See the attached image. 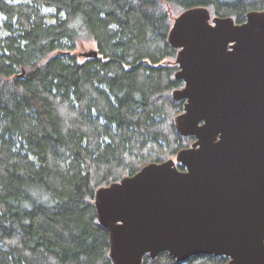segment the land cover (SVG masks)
<instances>
[{
  "label": "trees",
  "instance_id": "obj_1",
  "mask_svg": "<svg viewBox=\"0 0 264 264\" xmlns=\"http://www.w3.org/2000/svg\"><path fill=\"white\" fill-rule=\"evenodd\" d=\"M196 7L241 24L264 3L0 0L9 33L0 36V264H113L96 192L195 142L176 129L185 101L173 93L184 85L169 34ZM43 8L55 10L54 23ZM80 42H93L98 56L79 60Z\"/></svg>",
  "mask_w": 264,
  "mask_h": 264
},
{
  "label": "water",
  "instance_id": "obj_2",
  "mask_svg": "<svg viewBox=\"0 0 264 264\" xmlns=\"http://www.w3.org/2000/svg\"><path fill=\"white\" fill-rule=\"evenodd\" d=\"M169 43L184 85L173 93L185 101L176 129L195 142L96 192L110 260L143 264L167 253L178 263L264 264V10L239 24L188 9Z\"/></svg>",
  "mask_w": 264,
  "mask_h": 264
},
{
  "label": "rangeland",
  "instance_id": "obj_3",
  "mask_svg": "<svg viewBox=\"0 0 264 264\" xmlns=\"http://www.w3.org/2000/svg\"><path fill=\"white\" fill-rule=\"evenodd\" d=\"M8 2H11L12 0H7ZM43 13L47 15V21L48 23H54L56 21V18L54 16L56 15V12L54 9L51 8H43ZM6 23V18L4 15L0 12V36L5 37L9 35L8 31L4 28ZM97 47L93 42H80L74 50V54L77 55L79 60H83V56H87L93 51H96ZM70 49L65 50V52H69ZM176 159V158H174Z\"/></svg>",
  "mask_w": 264,
  "mask_h": 264
},
{
  "label": "flooded vegetation",
  "instance_id": "obj_4",
  "mask_svg": "<svg viewBox=\"0 0 264 264\" xmlns=\"http://www.w3.org/2000/svg\"><path fill=\"white\" fill-rule=\"evenodd\" d=\"M195 139V138H194Z\"/></svg>",
  "mask_w": 264,
  "mask_h": 264
}]
</instances>
